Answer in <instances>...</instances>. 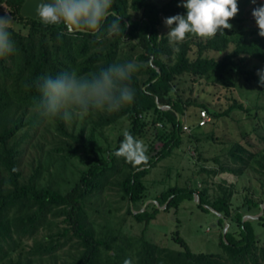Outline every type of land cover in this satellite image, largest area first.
<instances>
[{
  "label": "trees",
  "instance_id": "1",
  "mask_svg": "<svg viewBox=\"0 0 264 264\" xmlns=\"http://www.w3.org/2000/svg\"><path fill=\"white\" fill-rule=\"evenodd\" d=\"M179 1L170 0L160 9L153 0H56L58 22L45 24L20 15L24 0H0L26 30L22 33L3 27L9 36L5 41L0 39V264H34L36 259L53 256L65 245H70L71 253L74 251L71 264H264V248L256 246L258 241L250 221H241L244 215L258 214L260 203L246 199L243 207H237L232 214L231 186L218 185L219 193L212 200L206 195V188L189 192L190 196L197 194L200 208L211 207L238 228L232 233L227 231L224 241L220 240V255L192 253L177 233L174 239L180 244V251L161 248L143 236H122L119 228L100 236L86 215V199L111 184L119 188L121 199L127 201L126 214L133 220L146 226L154 217L155 211L148 212V206L141 211L148 200L144 177L181 144L184 132L180 119L187 108L195 106L207 111L208 107L183 100L174 92L173 83L182 75L193 82L213 78L218 84L230 86L228 74L234 72L264 95V71L244 66L245 58L264 63L262 38L246 41L238 35L231 39L222 24V33L193 43L195 56L191 57L190 41L184 40L173 48L170 38L159 34L162 14L192 21L219 16L215 9L182 8ZM68 25L73 32H69ZM230 44L233 48L220 59L203 56L210 51L223 53ZM125 47L131 53H121ZM136 50L137 60L144 66L137 72L123 71L118 75L120 66ZM87 93L91 96L84 97ZM64 96H80L73 109L97 118L87 136L74 135L64 128L56 109L57 100ZM234 110L250 117L247 104L235 99L212 116L227 117ZM28 111L32 114L25 120ZM42 115L65 139L51 149L55 160H60L63 167L74 157L88 164L64 190L42 182V171L47 170L43 163L26 179L18 170L19 150L11 140L24 127L38 125ZM124 117L129 123L127 134L119 136L112 148L102 150L93 132ZM197 117L200 120L199 113ZM157 123L160 128L155 127ZM148 126H154L157 146L151 145L136 162V141ZM236 150L233 161L234 166L238 162L237 169L220 165L206 173L240 175V167L247 164V158L240 146ZM150 151L153 154L149 155ZM258 157L256 163L264 170V152ZM120 174L121 180L113 183L112 179ZM186 194L184 189L169 188L161 193L158 205L163 206L169 199L164 210L177 207ZM263 216L264 212L257 220L261 221ZM218 221L223 226V220ZM40 232L44 234L37 239ZM26 238L33 243L25 252ZM15 251L19 257L13 259L11 254Z\"/></svg>",
  "mask_w": 264,
  "mask_h": 264
},
{
  "label": "rangeland",
  "instance_id": "2",
  "mask_svg": "<svg viewBox=\"0 0 264 264\" xmlns=\"http://www.w3.org/2000/svg\"><path fill=\"white\" fill-rule=\"evenodd\" d=\"M153 1L161 9L170 0ZM178 6L197 10L215 9L219 13V16L211 17L205 21H192L173 14H162L158 27L159 34L169 37L173 48L184 40L190 41L193 48V51L190 52L191 57L195 56L193 43L222 33V24L226 25V33L231 39L241 35L246 41L262 38L264 43V0H180ZM0 13L4 14L0 18L4 26H9L22 33L26 32L16 20L4 12ZM8 36L7 32L0 29L2 41L7 40ZM232 48L233 44H230L223 53L210 51L203 53V56L220 59ZM121 53L129 54L131 49L125 47ZM138 54L139 50L132 53L131 59L120 66L117 74L120 75L123 71L134 73L139 70L140 66H144V63L137 60ZM163 60L171 64L166 57H163ZM244 66L248 70L264 71V63L251 58H245ZM139 77L141 79L143 76ZM228 78L227 84L230 81L231 87L218 84L213 78H204L193 82L187 75H182L174 81L173 90L183 100L189 99L196 104L208 106L206 112L209 122L199 128L197 116L201 109L195 106L187 108L180 123L189 128V133L183 130L181 144L174 148L170 156L160 160L152 167L144 177L143 182L147 189L148 200L143 207L145 209L148 206V212L155 211L154 217L148 225L137 223L126 214L127 201L121 199L118 187L109 184L85 201L86 215L95 232L101 236L104 232L109 230L116 232V228H119L122 236L133 239L143 236L147 241L161 248L180 251L182 248L174 239L177 233L192 253L220 255L222 254L220 240L224 241L222 235L224 223L221 226L218 216L206 206V210L200 208L197 194L190 196V191L199 192L200 189L206 188V195L212 200L219 193L218 185L228 188L231 186L233 192L230 203L232 214L235 213L233 210L237 207H243L246 199L260 203V210L256 215L264 212V209L261 208V205L264 204V170L260 169L256 163L258 156L264 152V95L258 93L251 83H247L242 76L234 72H230ZM90 94L87 93L83 96L90 97ZM80 99V96H64L57 100L56 109L60 112L67 132L74 135L82 133L85 137L91 133V123L97 118L73 109V105ZM232 99L245 102L250 108V117L248 113L239 110H234L227 117L212 116L215 111L225 110L232 103ZM29 112L26 114L25 120L31 116L32 113ZM42 116L38 125L32 128L24 127L23 131L17 133L11 140V143L15 142L19 150L18 170L26 179L39 163H43L47 170L42 171V182L51 183L53 187L60 186V190H64L73 181H76L78 173L85 170L88 164L80 157L69 159L64 167L59 163L60 160H55L51 149L65 139L54 129L53 123L44 115ZM128 127L129 123L124 117L114 125L96 130L93 135L98 146L104 150L112 148L119 136H125ZM153 131L154 126H148L143 136L137 139L136 162L143 154H147L151 145L157 146ZM23 132L26 133L25 136H23ZM237 146L245 150L244 157L247 158V164L240 167V175H210L206 173L209 170H217L220 165L237 169L239 164L236 162V166H234L233 161ZM150 154L153 152L150 151ZM136 162L133 163V166L136 165ZM121 178L120 174L114 177L112 182L116 183ZM172 187L184 189L188 194L182 197L177 207L161 209L166 206L169 199L163 206H159V197L162 192ZM253 212H256V209ZM249 221L258 241L256 246L264 248V216L261 221ZM228 224L227 231L230 233L238 231L234 222L229 221ZM43 234V232L38 233L36 238L41 239ZM23 241L26 252L33 241L27 238ZM69 246L65 245L53 256L36 259L34 264H71L74 251L71 253L72 249ZM256 254L259 255V253ZM11 257L13 259L19 257L18 251L12 253ZM260 262L263 263L262 260Z\"/></svg>",
  "mask_w": 264,
  "mask_h": 264
},
{
  "label": "crops",
  "instance_id": "3",
  "mask_svg": "<svg viewBox=\"0 0 264 264\" xmlns=\"http://www.w3.org/2000/svg\"><path fill=\"white\" fill-rule=\"evenodd\" d=\"M0 12L6 13L10 18L13 17L9 13V8L5 3L0 2ZM19 13L23 17L31 18L45 24H56L58 22V9L56 0H24V3L19 9ZM4 14L0 13V18ZM4 26L0 21V29Z\"/></svg>",
  "mask_w": 264,
  "mask_h": 264
},
{
  "label": "water",
  "instance_id": "4",
  "mask_svg": "<svg viewBox=\"0 0 264 264\" xmlns=\"http://www.w3.org/2000/svg\"><path fill=\"white\" fill-rule=\"evenodd\" d=\"M68 29H69V32H73L74 30L70 27V25H68ZM75 31H84V30H82V29H77V30H75ZM162 110H165V109H168L167 107H160ZM155 204H156V202H154ZM146 205V204H145ZM165 207V206H164ZM164 207H162L161 209H164ZM208 209H210L212 212H214L217 216H218V218H221L222 220H223V223H224V228H223V232H222V235L224 236L225 234H226V232H227V230H228V226H229V224H228V222H227V220L225 219V218H223V216L221 215V214H219V213H217L216 211H214L211 207H209V206H206ZM261 208H262V210L264 209V204L263 205H261ZM142 210H144V207H142ZM141 210V211H142ZM133 213H136V212H134L133 211ZM263 214V211L261 212V214H259V215H244L243 216V218H242V222H245V221H249V220H257L261 215Z\"/></svg>",
  "mask_w": 264,
  "mask_h": 264
},
{
  "label": "built area",
  "instance_id": "5",
  "mask_svg": "<svg viewBox=\"0 0 264 264\" xmlns=\"http://www.w3.org/2000/svg\"><path fill=\"white\" fill-rule=\"evenodd\" d=\"M140 119H143V115H139L138 116ZM199 118L200 120L198 121L197 125L198 127H204L209 121V116H208V113L206 111H200L199 112ZM155 127L156 128H160L161 127V124H155ZM183 130L187 133H189V128L185 125H183ZM223 174H226V173H223Z\"/></svg>",
  "mask_w": 264,
  "mask_h": 264
}]
</instances>
